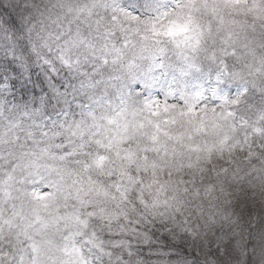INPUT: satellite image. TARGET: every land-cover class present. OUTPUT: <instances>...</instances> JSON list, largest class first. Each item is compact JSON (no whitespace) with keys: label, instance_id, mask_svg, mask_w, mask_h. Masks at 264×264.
Listing matches in <instances>:
<instances>
[{"label":"clouds","instance_id":"1","mask_svg":"<svg viewBox=\"0 0 264 264\" xmlns=\"http://www.w3.org/2000/svg\"><path fill=\"white\" fill-rule=\"evenodd\" d=\"M0 264H264V0H0Z\"/></svg>","mask_w":264,"mask_h":264}]
</instances>
